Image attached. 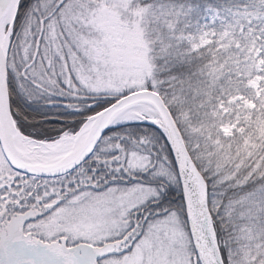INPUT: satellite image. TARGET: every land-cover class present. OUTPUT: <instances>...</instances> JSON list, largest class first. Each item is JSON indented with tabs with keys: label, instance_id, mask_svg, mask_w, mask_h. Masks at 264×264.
Here are the masks:
<instances>
[{
	"label": "snow or ice",
	"instance_id": "6c2138e0",
	"mask_svg": "<svg viewBox=\"0 0 264 264\" xmlns=\"http://www.w3.org/2000/svg\"><path fill=\"white\" fill-rule=\"evenodd\" d=\"M0 264H264V0H0Z\"/></svg>",
	"mask_w": 264,
	"mask_h": 264
}]
</instances>
